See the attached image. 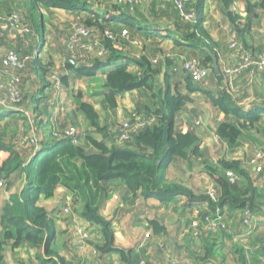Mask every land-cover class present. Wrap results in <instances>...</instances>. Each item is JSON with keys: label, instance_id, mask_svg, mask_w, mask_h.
Masks as SVG:
<instances>
[{"label": "trees", "instance_id": "obj_1", "mask_svg": "<svg viewBox=\"0 0 264 264\" xmlns=\"http://www.w3.org/2000/svg\"><path fill=\"white\" fill-rule=\"evenodd\" d=\"M81 1H90L105 6L104 9L107 14L118 13L116 16H110L111 20L102 17L104 22L87 19L83 23L77 24V26L85 28H94L96 32L100 31L97 40L99 39L101 48L108 55L103 60L96 56V52L90 55L86 53L88 58L82 59L80 56L85 53L79 51L80 48H78L76 55L72 58L76 62L75 65L68 64L66 62L67 57L62 56L64 69L73 70L78 76L94 77L98 70L110 61L118 60L119 56H122V47L130 42V39L133 40V34L139 33L157 36L164 41L172 40L177 45L201 49L202 56L200 59L193 57H188V59L197 60L209 71H212L213 60L208 52L216 60L218 59L212 39L201 24V18L198 15L201 13L199 7L193 9V11L195 10L193 27L189 25L191 21H184L179 15L173 16L174 14L168 12L170 10L175 11L173 7L172 9L171 7L168 9L161 8L152 0L149 1L155 4V7L149 5L147 16L146 14L142 15L141 9L139 10L140 0H120L119 2L112 0H23L18 6L24 9V12L22 11L24 15L15 11L13 13L20 17L23 24L29 29L28 33H32L31 36L35 37L36 21L34 16L36 13H40V9L55 8L71 11ZM194 2L195 0H191L188 7L191 8ZM227 6L228 3L225 7L227 8ZM253 8L255 7L246 4L247 12ZM258 8L264 16V0ZM137 18L153 25H164L168 29L164 32L165 35L160 36L155 34L153 27L150 26L149 33H146L148 27L140 25ZM237 19H239L237 16L234 17L233 27L236 33L241 34L247 25L241 28L235 22ZM116 20L125 26L109 24L112 21L117 23ZM30 22H32L33 31H31L32 28L28 27ZM123 29L128 32L126 38L119 36ZM104 32L112 33L115 40L112 41L105 37ZM7 36L4 35L3 37L7 39ZM34 49L33 53L29 52V54L20 52V59H24L26 56H32L34 59L27 63L22 70L13 73L18 79L14 86L19 93V101L13 103L8 99V91L0 90V100L12 105L9 109L3 108L8 114L0 116V124H5L3 127L0 126V157L1 159L7 158L4 159V162H8V166L4 163L5 170L3 172L6 177L13 175L23 183L19 192L3 202L0 210V264H7L4 255L6 246L15 249L22 244L36 249V260L40 264H66L58 253L51 248L56 231L55 214L54 216L49 215L37 205V201L40 195L47 198L51 197L56 186L63 184L64 174L70 172L69 167L76 166L77 163H80L83 169L93 173L96 181L103 182V184L119 181L126 186L128 193L132 195L140 192L144 198H156L164 206L173 205V212L176 214H185L186 211H189L188 213L191 215V210L203 207L202 212L196 211L192 218L189 215L190 218L185 225L187 227L186 236L190 239L189 241H192L195 249L191 251L195 261L198 258L216 260L220 252L219 243L224 240L237 242L239 239L236 237L242 236V232L239 235L235 234L231 222L234 221V226L235 223L242 224L246 218L244 213L251 217H264V172L262 171L257 174L259 176L254 177L253 173L255 174V172L245 167L242 161L231 160L225 156L217 158L215 162L210 161L208 158H204V154L199 148L196 129H191L189 126L190 129L186 133L175 132L174 115L183 107L186 98L178 95L177 91L173 93L170 90V75L166 72L163 73L162 84L158 86L154 80L161 71L159 67L154 68L152 62L150 64L145 59H142V62L133 59L143 69L142 77L131 75L126 66L118 67L107 73L102 88L104 90V104L111 110L116 108L115 98L122 93L143 88L152 91L155 88L156 92L152 94V98L156 101V109L138 108V112L127 116L129 119H133L136 115L140 117L152 116L155 119L153 124L130 136L125 143L118 144L119 126L116 132L107 134L104 128H100L98 115L94 108L90 104L80 102L77 105V110L84 114L93 135L75 134L73 137H68L66 132L75 127L71 124L58 125L47 128L52 143H46L44 139L46 135L42 134L44 131L43 123L39 120V116L37 117L40 115L39 109L29 101L28 92L34 90L33 88L38 87L40 83L48 85L49 79L54 80L51 76L57 74L58 69L51 59L44 63L38 52L34 54ZM15 53L17 52L15 51ZM166 58L167 56L163 57V61ZM78 62L83 63L80 65ZM32 64L41 72L37 75V84L31 81L28 88L26 69ZM45 74L49 76L47 81H45ZM215 79L218 96L216 99L212 98L211 102L221 115L220 126L217 130L218 139L232 144L240 138L252 134L261 141L264 140V121L261 120V117L253 111H242L235 105L232 95L233 87L229 86L227 77L223 72L215 75ZM65 80L66 77H63V84H65ZM193 83L194 81L187 75L185 85L189 91L194 90ZM29 115L35 117L34 123L28 121ZM19 122L23 124L27 122L26 131L28 130L31 135L36 136V139L33 136L30 139L27 138L23 146L18 145L14 138H11L12 135L10 136L9 127L11 124H18ZM111 135L114 136L113 139L110 137ZM17 147L20 149L19 153L16 151ZM198 159L202 160V170H204L211 185V189L208 191L193 192L181 184L170 183L166 179V170L172 161L183 160L190 167H193V160ZM229 172H232L236 177V183L232 184L229 181L227 176ZM10 183H14V180ZM64 186L67 187L65 184ZM56 212L61 214L62 211L60 209ZM207 216L214 219L225 217L226 230L213 235L205 232L203 226L200 225L197 229L198 234L194 237L192 235V221L199 220L200 223H203L204 217ZM81 218L84 220L83 223L90 226L96 225L104 238L103 244L94 248L97 255L109 256L114 253L119 256L115 264H138L142 260L146 262L145 259H140L137 262L135 253L122 251L115 246L110 222L101 218L95 209H90V206L86 207ZM170 223L171 219L166 215L148 220V226L154 235L163 234L165 226ZM256 230L245 237L247 238L246 241L234 242L236 243L232 250L234 264H264V227L257 233ZM217 238L218 240H216ZM219 255L220 262H223L224 257L220 253ZM186 261L191 264L189 258H186ZM165 264H169V262L166 261Z\"/></svg>", "mask_w": 264, "mask_h": 264}, {"label": "crops", "instance_id": "obj_2", "mask_svg": "<svg viewBox=\"0 0 264 264\" xmlns=\"http://www.w3.org/2000/svg\"><path fill=\"white\" fill-rule=\"evenodd\" d=\"M262 1L263 0H195V6L193 4V8L191 7V9L193 10L196 9V7H199V10L201 11V13L198 15L200 16L199 18H201L202 26L210 35L214 46L213 48L217 53L218 71H215L212 67V71L209 72L208 78L204 82L200 84L193 83V91H189L186 88L185 78L187 75L182 70L181 64L183 60H188V57L200 59L202 55L201 49L199 48L177 45L172 40L164 41L159 39L157 36L153 37L148 34H133V40L130 39V42L122 47V56H119L120 58H118V60H114L113 64L108 63L106 66L98 70L94 77H83L76 75L73 70L68 71L64 69L62 62L58 60L60 58H58L53 52V47L51 45V47H49L48 51L45 53V56L48 57L47 60L50 61L51 59L52 63L56 66V69H58V72L54 76H51L54 80L49 79V76H46L45 74V81L49 79L50 83L48 85H43L40 83V81H38V83H40L39 86L37 85L38 87H34V90L28 92L29 101L33 103L32 105H36L39 109L40 115H37V117L39 116V120L43 123L44 131H42V134L46 135L44 137L46 143H52V139L48 136L49 131H47V128L58 125L65 126L66 124H71L81 130L79 134L93 135V131L88 126V122L86 121L84 114L77 110V105L80 102L90 104L94 108L98 115V124L100 128L105 129L107 134L116 132L118 126L115 125V123L118 122V117L126 116L127 118V116L133 112H138V108H147L152 110L156 109V101L152 98V94H155L156 92L155 88L152 91L143 88L122 93L115 98L116 108L114 110L105 109V111H107L105 112V115L100 114V107L97 108L92 105L89 99L100 97L104 101V90L102 86L106 81V75L108 72L114 70L115 68L126 66L127 71L131 75L135 77H142L144 71L134 62L133 59L139 60L140 62L143 61L142 59H145L150 64L154 59H157L158 62L157 64L153 65V67H159L161 73L156 76L154 82L158 86L161 85L164 76L163 73L166 72L168 75H170V90L173 91V93L177 91L178 95L186 98L183 107L174 115V131L186 133L190 129L189 126H191V129H196L199 139V148L201 152H203L205 150L202 149V143L204 140H207V138H209L211 135H214L213 137H216L217 140H219L217 136V130L220 126L221 115L212 106L213 104L211 102L212 98L216 99L218 96V87L215 75H217L219 72H222L223 66L235 65V63L243 54H248L249 56L257 58L259 54L264 53V16L262 15L261 10L258 8ZM21 2H23V0L1 1L0 11L6 12L4 15L8 16L15 11L14 8ZM226 3H228L227 8L225 7ZM78 4L79 5H77L76 8H73L71 11L55 8L42 10L48 14H50V11H59L62 13L64 18L65 16L72 18L75 15L81 14L85 20L96 19L100 22L103 21L102 17L106 18L107 20H111V17L116 16L118 13L114 12L107 14L106 10L103 9L105 11V15H103V12L96 10L98 7L97 5L99 4L92 3L90 1H81ZM246 4L254 6L255 8L251 9L250 12H247ZM149 5H154L155 7V4L149 0H140L139 10L141 9L142 15L146 14L147 16ZM3 6L6 7L5 10L2 9ZM39 14L43 28L42 50H44L47 49V33H45L44 30L46 21L44 16L41 13ZM172 14H174L173 16H178L177 11L173 10ZM236 16L239 19H237L235 22L240 25L241 28H243L244 25H247L246 29L241 34L236 33L233 27L234 17ZM116 21L117 23L112 21L109 24L125 26L120 24L118 20ZM137 22H139L140 25L148 27L146 33H149L150 26L153 27L155 34L160 36L165 35L164 31L168 29L164 25H153L152 23L139 20V18H137ZM193 22L194 21H191L189 23L191 27H193L195 24ZM30 34L31 33H28L24 36L25 39H27V45H24L25 47L23 46V48L26 49H23L22 51L20 50V42L15 40V35H6L7 39L0 37V57H2V55L7 52L6 50H8V48H12L16 52H24L25 54H29V52L33 53L34 45L35 43L37 44L38 38L36 36H31ZM29 37H32V39L30 40ZM50 38L51 37H49V39ZM232 39H234L236 42L234 49L230 48ZM166 56V60L163 61V58L161 57ZM39 72L41 71L38 70L33 64L27 67L26 75L28 88L31 81L37 84V75ZM63 77H66L65 84L62 83ZM84 83L86 84L85 93L88 94L89 90H91L90 95L93 98L84 97L83 91L79 88V86ZM233 90L234 91L232 92V95L235 105L242 111H253L257 113L258 116L261 117V120L264 121V71L258 69L244 71L234 79ZM76 91L78 93L75 95L74 92ZM64 100H67V103H65L66 107ZM6 114L8 113L4 111V114H0V116H5ZM107 114L110 116L109 119L105 117ZM188 118L190 123L192 122L193 126L190 125V123H186L185 119ZM198 119H200L202 122L203 127L201 126V128L196 127ZM83 121L87 124L84 126V130L81 125ZM250 135L252 134L240 138L238 141L244 139L249 140L248 138ZM262 141L264 143V140ZM203 154L204 158L206 159L208 156H210L204 152ZM210 160L212 161V158H210ZM180 162L190 167L186 161L180 160ZM193 162L200 165L202 160H193ZM169 178L170 177L166 172V179L168 181ZM175 183L181 184L191 189L193 192H196L191 187L190 183H185L180 180L175 181ZM102 187L104 192L99 198L101 203H98L99 207H94V209L99 208V211L96 212H99L106 220L110 222V228L114 234L115 246L122 249V251L135 253L137 262L140 259H145L147 264L152 262H160L161 264H165V260H174L177 261L178 264H188L186 258H189L191 264H226L224 262H220L219 257H217L216 260H203L198 258L196 261L194 260L195 258L192 257L191 251L195 249L193 248L192 241H189L190 239L188 236H186L185 231L187 230V227L185 225L188 223V218H190V216L192 218V216L196 214V211L202 212L203 207L191 210V215L188 213L189 211H186L185 214H176L173 212V205L164 206L156 198H144L140 192L132 195L131 193H128V190L123 183L117 182L110 184L109 186L103 185ZM78 188V185L70 187L73 194L74 192L76 193L78 191ZM67 189L68 188L63 184H59L56 186L51 197L47 198L44 195H40L37 201L38 206L43 208L49 215L51 214L54 216L55 214L54 219H56V231L51 248L58 253V255L65 261L66 264H79L82 259L89 261L91 264L117 263L119 256L114 253L110 254L109 256L100 254V256L97 255L96 257H93L91 255L90 248L101 246L104 242V238L100 232V229L96 225L91 226V229H89L90 239L88 241L86 253L84 255H80L78 253L75 247L77 238L79 237L74 233L70 220L67 221V219H63L60 217L61 214L59 215L56 212L57 210L61 209L58 203H56L57 198L60 196V194L66 192ZM117 189L118 191L126 193L124 194L120 192V197L123 201L127 195H130L132 199L134 198L141 200L140 202L138 201L139 205L133 208L135 211L133 217H131V220L123 218L124 221L122 223L119 222L117 218L112 219V217L116 215L122 216L123 213H126V211L129 209L132 202L130 201L127 203L128 205L125 203V208L121 206V203H114V201L111 200V195L109 193L115 192ZM17 192H19V190ZM91 203L95 204V200L92 199ZM136 210L137 212H142L143 217L140 216L141 218L137 219V216L135 215ZM163 215H166L169 219H171V223L165 226V232L163 234L154 235L148 226V220L153 217H160ZM263 227L264 224L263 226L258 227L256 233L263 230ZM144 237H147L144 248L138 249L137 246ZM216 240H218V238ZM69 242H71V244ZM222 243H219L220 250ZM7 247L9 248V252H7V248L4 250L6 263H17V261L14 259V256L15 253L22 248V246L20 245L15 249H10L9 246ZM22 249L26 250L24 251V259H19V264H40L36 260V249L30 248L28 246L25 248L23 247ZM217 256H219V253Z\"/></svg>", "mask_w": 264, "mask_h": 264}, {"label": "rangeland", "instance_id": "obj_3", "mask_svg": "<svg viewBox=\"0 0 264 264\" xmlns=\"http://www.w3.org/2000/svg\"><path fill=\"white\" fill-rule=\"evenodd\" d=\"M1 1H4V0H0V2ZM97 6H98L96 8L97 11H99V12L101 11L103 13L105 12L104 11L105 6H103V7H101L100 5H97ZM169 7H171V6H167L164 8L168 9ZM2 9L5 10L6 7L3 6ZM171 9H172V7H171ZM14 10L16 13L24 15V13H23L24 9H22L20 6H16L14 8ZM175 11L178 12V10H176V9H175ZM168 12L172 13V10H170ZM40 13L45 18L46 24L44 26V30H45V33L48 34V35L46 34V36H47L46 37V40H47L46 41V44H47L46 48L47 49H44L39 53L40 59L44 63L47 61L48 57L45 56L46 55L45 53L48 51V48L51 47V45L53 47V52L57 55L58 58L61 59V60L58 59L60 62H62V56L67 57L69 59H72L76 55V53H69L66 50L65 44L67 42V39L69 38L68 36L71 33L73 27L77 26L78 23H83L84 21H86L85 18L83 16H81V14L75 15L72 18H68L66 16L64 18L62 13L59 11H55V12L50 11V14H48V13H46L40 9ZM4 14H6V12L0 11V15L5 16ZM178 15L180 17L179 12H178ZM34 18L36 21V28L34 30V34L38 38L37 44L35 43V45H34V48H35L34 52L37 53V50H39L42 46L43 28L41 25L40 15L38 13H36ZM131 18H134V17H131ZM28 27L30 29L32 28L31 31H33L34 28H33L32 22L29 23ZM24 29L29 30V29H26V27ZM99 32L97 31L95 33H99ZM25 35L26 34L21 35L18 33L15 35V37H16L15 40L17 42L18 41L20 42V45H21L20 50L21 51L23 49H26V48H23L24 45L25 46L27 45V39H25V37H24ZM49 37H51V38L49 39ZM29 38H30V40L32 39V37H29ZM49 42H50V44H49ZM12 50H13L12 48H8V50H6V51H12ZM20 52H17L16 54L18 56H20L21 55ZM78 63L81 65L83 62H78ZM109 63L113 64L114 60L110 61ZM99 84H101V83H99ZM79 88L83 91L84 97L93 98L90 95L91 90H89L88 94L85 93V90H86V84L85 83L82 84L81 86H79ZM77 93H78L77 91L74 92L75 95ZM89 101L95 107H97V108L100 107V114H102V115L103 114L105 115V112H107V111H105V109L106 110L109 109L108 107H106L103 99H101L100 97H96L95 99L94 98L89 99ZM65 103H67V100H64V104ZM71 103H73V102H71ZM59 106H61V105H59ZM65 107H66V104H65ZM4 111H5V109L0 108V114H4ZM134 113L135 112H133L132 114H134ZM16 117H18V116H16ZM105 117H107L108 119L110 118V116L108 114ZM120 117H118V122L115 123V125H117V126H119L121 121L126 119V116H122L121 118ZM27 119L30 123H32V122L34 123L35 117H32L31 115H29V117ZM185 120H186V123H188V124L190 123L189 118L185 119ZM184 123H185V121H184ZM4 125H5L4 123L0 124L1 127H3ZM81 125H82V128L84 130L85 129L84 126H86L87 124L83 121V123ZM190 125H192V122L190 123ZM26 126H28L27 122L24 124L22 122H19L18 124H11V126H10L11 128L9 127L10 136L12 135L11 138L12 139L14 138V140L16 141V143H18V145H21V146L25 145L27 138L30 139L32 136L35 137V139H36V136H34L33 134L31 135V133H29L28 130L26 131ZM201 126H202V122L200 119H198V121L196 123V127L201 128ZM11 130H12V132L15 130V132L12 133ZM74 130H75V134H79L81 132V130L78 129L77 127H75ZM213 136L214 135H211L209 138H207V140H204V142L202 143V149H205L203 152L206 153L207 155H210V156H208L209 160H210V158H212V161L215 162V160L217 158H222L225 156L231 160L234 159V160L242 161L243 165L245 167H247V168H249L255 172L256 175L253 173L254 177L259 176L257 174H259L260 172H262V171L264 172V143H263V141L258 139L257 136L250 135V137L248 138L249 140L244 139V140L234 142L232 144H230L226 141L224 143L220 140H217V138L213 137ZM110 137L112 139L114 138L113 135H111ZM37 138H38V136H37ZM19 150L20 149L17 147L16 151L18 153H19ZM4 159L6 160L7 158L1 159V157H0V210H1V206H2L3 201H7L10 197H12V195L15 194L21 188V186L23 184L13 175H11L10 177H6V174L3 172V170H5L4 163H6L8 166V162H4L5 161ZM181 162L178 160H174L168 166L166 172L168 173V175L170 177L169 178L170 183H175V181H179V180L182 182H185V183H190L191 187L197 192L198 191L199 192L208 191L209 189H211V185L209 184L210 183L209 179H208L207 175L205 174L204 170H202L203 164L198 165V163H193L192 164L193 167L191 168V167H188L187 165H184ZM256 168L258 170H256ZM69 171L70 172H66L64 174L65 180L63 182V185L64 184L67 185L68 189L66 192L60 194V196L57 198V201H56V203H58V205L61 207L62 212H61L60 217H62L63 219H67V221L70 220L72 229L78 227V225L75 224L76 222L85 226L87 230L91 229V226L82 222L84 220H82L81 214L85 212L86 207L90 206V209H92V210L94 209V207H99L98 203H101V200H99V198L102 196V193L104 192L103 191L104 189L102 187L103 185L109 186L110 184H114V183H117L119 181H113L111 183H106V184H103V182L96 181L94 174L91 173L90 171L86 170V169H83L80 164H77L76 166H73V167L70 166ZM188 174H189V177H188ZM13 180H14V183H10ZM235 181L236 180H233L232 184H234ZM77 185L79 186L78 191L76 193L74 192V194H73L70 187H72V186L74 187ZM5 189H8V190H5ZM120 192H122V191H118V189H117V191L109 193L111 195V200H113L114 203H117V202L121 203V206L123 208H125V206H124L125 203L127 204L130 201L132 202L130 204L131 206L129 207V209L126 211V213H123L122 216H117V215L113 216L112 215L113 216L112 219L117 218L118 221L122 223L124 221L123 218H126L127 220H131V217H133V214L135 211V210H133V208L137 207V205H139L138 201L140 202L141 200L140 199H134V198L132 199L130 197V195H127L124 199V201H125L124 202L123 200H121ZM122 193H124V192H122ZM124 194H126V193H124ZM92 199L95 200V204L91 203ZM51 207H54V206H51ZM95 210L99 211V208H96ZM97 214L101 218H104L99 212ZM142 214H143L142 212H140V211L137 212V210H136L135 215L137 216L136 217L137 219H140L141 217H143ZM255 219H257L258 222L254 223ZM229 222H230V219H229ZM238 223H239V221H238ZM243 223H244V221H243ZM253 223L257 225V227L254 229V230H256L258 227L263 226L264 217H257L256 218V217L250 216V224H253ZM242 224L239 225V224L235 223V226H234V221L231 222V226L234 227L235 234L239 235L242 232V236L236 237V239H239L238 241H240V242L237 241L238 243H242V242L246 241L247 238H245V237L249 236V234H250V230L248 229V227H245ZM254 230H252V232ZM220 234H222V233H220ZM216 236H211V237H216ZM234 242H236V241L231 242V241L227 240V241H224L222 243V247H221V250L219 253L222 254V256L224 257L223 262L226 264H234L232 250L235 248L234 246L237 243V242L236 243H234ZM69 243L71 244V242H69ZM197 244H198V242H197ZM21 246H22V248L27 247L25 244H22ZM6 248H7V252H9V248L7 246H6ZM22 248L18 252L15 253L14 259L17 261V263H15V264H19L18 263L19 259H22V260L24 259V255H25L24 251L26 249H22ZM219 258H220V255H219ZM82 261H83V259H82Z\"/></svg>", "mask_w": 264, "mask_h": 264}, {"label": "built area", "instance_id": "obj_4", "mask_svg": "<svg viewBox=\"0 0 264 264\" xmlns=\"http://www.w3.org/2000/svg\"><path fill=\"white\" fill-rule=\"evenodd\" d=\"M119 2L120 0H112ZM126 1V0H125ZM157 6L161 8L171 6L174 9L178 10L180 13V18L184 21H194L195 20V12L188 7V4L191 0H152ZM26 26L23 24L22 20L16 13H12L8 16L0 15V37L3 38L4 35H16L18 34H28V30H25ZM27 29V28H26ZM96 30L94 28H85L83 26H74L71 33L69 34V38L65 44L66 50L69 53H76V50L80 48L79 51H83L85 53L80 58H88L87 54H93L96 52V56L99 59L105 60L108 56L107 52L103 50L100 46L98 33H95ZM12 33V34H11ZM104 36L108 39L114 41L115 37L110 32H105ZM119 36L122 38L128 37V32L123 29ZM230 48L234 49L236 46V42L234 39L231 40ZM87 53V54H86ZM163 58V57H161ZM32 56H26L24 59H20L19 56L15 53V51H7L5 54L0 57V90L5 89L9 92L8 99L13 103L19 101L20 96L14 84H17L18 79H16L15 74L12 72H17L22 70L27 63L33 61ZM158 60L154 59L152 64H157ZM182 70L194 81L195 84H200L204 82L209 75V69L202 66L197 60L188 59L183 60L181 64ZM258 69L264 71V53H261L257 56V58H252L248 54H243L240 59L235 63V65L231 66H223L222 72L227 77L229 86L233 87L234 79L237 78L241 73L247 70ZM8 77V79H7ZM7 92V93H8ZM6 99V100H8ZM12 106L11 103H5L3 100H0V108L9 109ZM154 117L149 116H134L133 119L126 118L119 124L118 129V144L125 143L130 136L138 133L142 128L150 126L154 123ZM75 135L74 128L69 129L66 132V136L73 137ZM256 170H258L256 168ZM229 177V181L233 183V180H236V177L231 172L227 173ZM231 176V177H230ZM68 207V206H67ZM67 211V210H66ZM246 217L244 219V226H247L252 232L253 228L256 226L257 219H255L253 224H250V216L247 213H244ZM78 227L74 228V233L79 237L76 241V250L80 255H84L86 253V248L88 247V241L90 239L89 229L87 230L85 226L79 224L78 222L75 223ZM202 225L204 231L207 233H211L215 235L218 232L224 231L227 228L225 223V217L222 219L219 218H211V217H204L203 223H200L199 220H193L191 223L192 227V235L196 237L198 234V227ZM146 238L144 237L143 240L138 244V249L144 248L146 243ZM91 255L93 257L97 256V251L92 247L90 248ZM169 264H178L176 261H168ZM79 264H91L89 261L84 260L81 261ZM138 264H147L144 260L140 261ZM150 264H161L160 262H152Z\"/></svg>", "mask_w": 264, "mask_h": 264}, {"label": "water", "instance_id": "obj_5", "mask_svg": "<svg viewBox=\"0 0 264 264\" xmlns=\"http://www.w3.org/2000/svg\"><path fill=\"white\" fill-rule=\"evenodd\" d=\"M210 55H211V57H212V60H213V65H212V67H213V69L215 70V71H218V66H217V60L214 58V56L210 53V52H208ZM66 62L68 63V64H71V65H75V61L74 60H72V59H66Z\"/></svg>", "mask_w": 264, "mask_h": 264}, {"label": "clouds", "instance_id": "obj_6", "mask_svg": "<svg viewBox=\"0 0 264 264\" xmlns=\"http://www.w3.org/2000/svg\"><path fill=\"white\" fill-rule=\"evenodd\" d=\"M42 51V46H41V48L39 49V50H37V52H38V54L40 53ZM35 53V52H34ZM35 54H37V53H35ZM39 57H40V54H39ZM69 59V58H68ZM73 60V59H72ZM75 61V60H74ZM257 227V225L253 228V230L255 229Z\"/></svg>", "mask_w": 264, "mask_h": 264}]
</instances>
